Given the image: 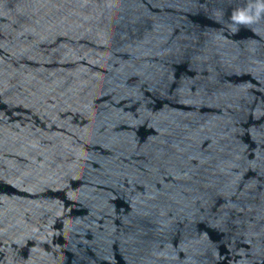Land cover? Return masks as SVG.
Instances as JSON below:
<instances>
[{
    "label": "water",
    "instance_id": "1",
    "mask_svg": "<svg viewBox=\"0 0 264 264\" xmlns=\"http://www.w3.org/2000/svg\"><path fill=\"white\" fill-rule=\"evenodd\" d=\"M260 2L0 0V264H264Z\"/></svg>",
    "mask_w": 264,
    "mask_h": 264
},
{
    "label": "clouds",
    "instance_id": "2",
    "mask_svg": "<svg viewBox=\"0 0 264 264\" xmlns=\"http://www.w3.org/2000/svg\"><path fill=\"white\" fill-rule=\"evenodd\" d=\"M261 11H264V0H261V2L257 5L256 15H259ZM232 19L236 22V24H246L252 22L253 16L249 14L248 10H240L233 15Z\"/></svg>",
    "mask_w": 264,
    "mask_h": 264
}]
</instances>
